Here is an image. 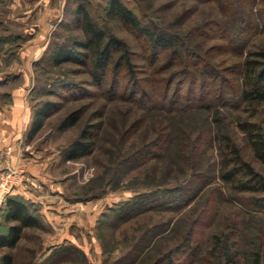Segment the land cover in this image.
Returning <instances> with one entry per match:
<instances>
[{"label":"rangeland","instance_id":"rangeland-1","mask_svg":"<svg viewBox=\"0 0 264 264\" xmlns=\"http://www.w3.org/2000/svg\"><path fill=\"white\" fill-rule=\"evenodd\" d=\"M119 1L143 26L173 37L179 52L174 65L160 63L153 75L144 42L107 13L109 0H64L57 16L48 19L49 32L39 11L46 0H0V106L16 75L22 79L30 70L32 90L25 100L33 112L46 102L58 104L43 128L27 138L30 150L45 157L44 172L52 188L61 189L66 206H47L42 226L25 229L17 247L0 250V257L9 253L14 264H152L190 233L194 254L183 257L182 248L174 264H226L216 242L227 238L232 254L227 264L257 259L264 264V194L239 192L221 177L225 139L264 177V165L243 130L248 125L264 141V102L238 98L247 61H264L258 56L264 54V0ZM78 5L125 44L140 78L159 80L148 86L155 93L152 104L111 96L107 85H90L87 70L71 63L53 67L43 61L34 67L51 52L50 44L55 49L70 37L83 38L74 22ZM37 32L46 44L27 38ZM188 53L195 60H188ZM183 69L191 77L180 84L182 92L189 91L184 102L165 103L163 81L174 77L171 96ZM123 76L116 80L126 82ZM74 111H80L78 123L60 130ZM90 129L93 151L69 160L71 144ZM130 202L134 208L120 215L119 207Z\"/></svg>","mask_w":264,"mask_h":264},{"label":"trees","instance_id":"trees-1","mask_svg":"<svg viewBox=\"0 0 264 264\" xmlns=\"http://www.w3.org/2000/svg\"><path fill=\"white\" fill-rule=\"evenodd\" d=\"M205 1V0H199ZM106 11L109 15L119 18L122 23L128 26L136 35H138L144 48L146 49V63L154 74L158 73L160 63L162 68L174 65V61L178 60V53L174 44L173 37L149 25H142L141 21L129 9H127L119 0H109ZM74 22L78 23V27L82 32V39L68 38L59 47L52 49L51 44L48 55H43L38 61L34 62V67L43 61L49 62L53 67L61 66L66 63L83 67L91 76L89 84L99 89L109 88L107 92L112 95H118L128 101H137L152 104L156 99L154 91H149V84L159 80L149 77L146 80L138 75L137 65L133 63L130 53L127 51L125 44L115 37L109 36L105 30L99 28L92 20L88 10L83 5H78L74 12ZM174 50V53L172 52ZM264 58V54H258ZM194 53H188L187 58L190 61L195 60ZM186 58V59H187ZM156 67V69H153ZM161 68V69H162ZM124 74L126 82L121 83L117 78ZM181 77L175 81L174 91H171V80L174 77L163 81L161 98L165 103L179 104L184 102L185 94L189 91L182 92L181 81L190 77L186 69L182 70ZM244 82L241 86L238 98L241 101H249L256 103L264 102V61L252 60L247 61L245 67ZM116 81H113V80ZM193 79V78H192ZM144 81V82H143ZM1 84H3L1 82ZM208 84V82H206ZM150 87V86H149ZM68 88L67 91H71ZM188 91V92H187ZM205 91V90H202ZM9 100V94H6ZM205 95V94H204ZM200 95V98L204 97ZM58 104L55 102H46L33 112V120L27 137H34L44 126L45 121L55 112ZM80 119V111H74L67 115L59 125L60 130H67L75 126ZM98 126V125H97ZM96 126H92L94 129ZM251 137L252 148L256 158L264 165V141L261 135L254 134V131L243 126ZM95 134L92 130H83L68 149V159L77 160L89 155L94 149ZM226 141V142H225ZM221 177L223 180L232 185L239 192H247L253 194H264V177L248 163L244 162L239 150L229 141L224 140L221 148ZM136 205L134 202L125 203L119 207L120 215L130 213V208ZM264 208V207H263ZM42 226L41 219L38 216L36 207L22 198L21 196L12 194L7 198L4 210L0 219V250H13L17 247L22 233L27 228H40ZM191 234L188 233L184 241L178 246L164 254L158 262L152 264H161L168 262L174 264V254L183 248L185 255L188 257L194 254V247L191 246ZM219 240V239H218ZM217 240V241H218ZM229 239L220 243L219 250L221 255L226 258V264L230 262L232 254L231 247L227 244ZM193 245V244H192ZM0 264H14L13 256L5 253L0 257ZM178 264H183L178 262ZM255 264H260L259 259Z\"/></svg>","mask_w":264,"mask_h":264},{"label":"crops","instance_id":"crops-1","mask_svg":"<svg viewBox=\"0 0 264 264\" xmlns=\"http://www.w3.org/2000/svg\"><path fill=\"white\" fill-rule=\"evenodd\" d=\"M63 3L64 0H46V4L39 9L42 14L40 20L47 22L55 14L57 16ZM51 26L49 21L45 25L43 24L44 32H49ZM42 34V32L39 34L37 32L35 36L29 34L27 38L38 44H41V42L46 44L47 39ZM30 72H28V75L27 73L23 74L22 79L21 76L16 75L18 80L15 81L16 85L13 86L12 91L8 93L9 100L0 106V168H4L9 164L25 171L28 181L15 190L13 194L21 196L35 207H39L37 213L39 218L43 219L42 212L48 209L47 206H54L55 209L66 208V206L61 204V189L58 187L52 188L50 182L53 183V181H50L44 172L46 167L45 157L42 158L39 152L30 150L27 135L33 120V109L31 104L29 105L25 100V96L32 90L30 83L33 80V73L30 74Z\"/></svg>","mask_w":264,"mask_h":264},{"label":"built area","instance_id":"built-area-1","mask_svg":"<svg viewBox=\"0 0 264 264\" xmlns=\"http://www.w3.org/2000/svg\"><path fill=\"white\" fill-rule=\"evenodd\" d=\"M28 181L25 171L7 164L0 168V219L7 198Z\"/></svg>","mask_w":264,"mask_h":264}]
</instances>
